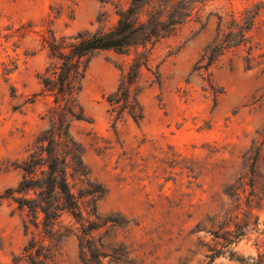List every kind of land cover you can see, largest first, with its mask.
Segmentation results:
<instances>
[{
	"label": "rangeland",
	"instance_id": "1",
	"mask_svg": "<svg viewBox=\"0 0 264 264\" xmlns=\"http://www.w3.org/2000/svg\"><path fill=\"white\" fill-rule=\"evenodd\" d=\"M130 2L0 0L2 35L31 26L23 38H0L2 61L18 62L9 81L0 69L1 195L18 186V166L49 128L53 98L41 76L51 60L42 36L108 29L118 19L117 6ZM255 5L262 10L251 43L208 71L196 70L220 24L225 28L233 15ZM128 63L113 51L91 60L80 98L85 120L71 129L85 149L90 180L106 195L81 200L83 220L61 218L56 229L69 236L61 241L33 227L27 209L1 199L0 264H28L15 258L33 238L57 250V264H264V0L212 2L156 49L153 66H160L162 81L151 85L144 71L141 124L128 114L118 119L107 101ZM254 152L259 157L252 174L246 159ZM71 183L75 191L86 187ZM88 222L95 224L99 259L83 247ZM226 231L243 234L240 242L226 243Z\"/></svg>",
	"mask_w": 264,
	"mask_h": 264
},
{
	"label": "trees",
	"instance_id": "2",
	"mask_svg": "<svg viewBox=\"0 0 264 264\" xmlns=\"http://www.w3.org/2000/svg\"><path fill=\"white\" fill-rule=\"evenodd\" d=\"M215 1L131 0L127 6H117L118 19L108 29L83 31L62 37L52 31L43 35L42 46L49 51L51 60L46 73L41 76L44 91L53 98V104L48 110L49 128L38 136L26 160L18 166L22 173L18 186L8 189L4 195L0 194V200L12 199L19 209H27L32 226L36 229L42 227L51 240L68 238V235L59 234L60 230L56 229L61 218L71 214L78 221L83 220L81 200L89 196L99 200L106 195L101 185L90 180L91 172L83 160L85 149L71 131L74 122L85 120L80 98L91 60L104 51H113L129 58L117 91L107 101L118 119L128 114L137 124H141L145 118L139 99L143 92L140 83L144 71L149 73L148 82L151 85L162 81L160 66H153L156 49L179 35L190 21ZM261 10V5L245 8L239 16L233 15L225 28L221 23L215 41L205 50L196 70L208 71L228 52L250 44L251 32ZM29 27L5 35L0 32V38H23ZM0 69L3 77L9 81V76L18 69V62L13 58L8 62L2 61L0 56ZM258 157L254 152L246 159L247 163L252 161V174L255 173ZM71 180L86 183V187L75 191L77 184H72ZM252 182L254 177L250 179L253 187ZM230 188L228 195H235V186ZM88 223V227L82 230L83 247L89 249L92 258L99 259L103 253L94 242L95 224ZM113 223L120 225L118 222ZM25 227L30 228L27 222ZM225 235L230 237H222L228 244L239 243L243 236L232 231H226ZM218 254L215 252L211 255L210 262ZM231 257L233 259L234 254ZM22 261L28 264H57V250L33 238L24 247L22 254L15 258L16 263Z\"/></svg>",
	"mask_w": 264,
	"mask_h": 264
}]
</instances>
